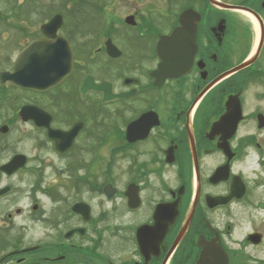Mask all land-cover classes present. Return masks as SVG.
I'll return each instance as SVG.
<instances>
[{"label":"flooded vegetation","instance_id":"obj_1","mask_svg":"<svg viewBox=\"0 0 264 264\" xmlns=\"http://www.w3.org/2000/svg\"><path fill=\"white\" fill-rule=\"evenodd\" d=\"M55 1L0 0L6 54L55 41L43 28L60 14L74 56L51 91L0 86L1 98L16 91L7 107L18 103L36 145L0 163L28 156L3 176L33 174V195L53 204L33 198L27 236L8 209L18 186L0 184V264H264V0H63L57 12ZM175 31L178 77L160 79L158 46ZM41 154L63 161L65 195L43 186Z\"/></svg>","mask_w":264,"mask_h":264},{"label":"rangeland","instance_id":"obj_2","mask_svg":"<svg viewBox=\"0 0 264 264\" xmlns=\"http://www.w3.org/2000/svg\"><path fill=\"white\" fill-rule=\"evenodd\" d=\"M55 2H56L55 12H57V10H63V5H64L63 0H58ZM88 11L90 12V10ZM2 26L3 25L0 22V39L5 36L3 35V33L6 34V31L4 30V28H2ZM7 38H8V34H7ZM18 47L19 46H17V48H15L13 51H9L6 54L7 51L0 44V52L1 50H3V52L0 55V71L11 69L14 59L19 56L20 50ZM100 76L108 77V79H110L112 78L111 77L112 73L109 72L108 74H106V73L101 72ZM258 89L260 88H258L257 86H254V88L250 89L251 91L249 95L247 96L248 101L256 100V94L258 93ZM15 96H16V91L14 90V91H10L8 95H6L5 98L0 97V102H3V103H0V127L3 125H7L8 123H13V124L8 125L11 128V134H9L8 136L0 135V144L3 142V144L6 143L9 145L8 151H5V149L0 151V163L6 162L12 153L25 152V154H28L29 156H34L36 154V150H35L36 145L34 141L35 138H34L32 128L30 127L31 125H27V124L21 125L22 123H19V121L18 122L16 121V116L14 115V113H16L18 109L17 108L18 103H16V105H14L13 107H9V108L7 107L11 101L15 100ZM22 97H23L22 98L23 104L25 102H28L27 99L28 100L32 99L30 98L31 96L28 97V95H25ZM41 155L44 157L43 159L48 161L49 166L52 167L51 169L50 168L48 169L49 172H45V175H44L45 182L43 183V186L46 187V185L51 184L53 181H55V185L58 183V186L60 187L59 191L61 192V194L65 195L64 185L66 184L68 175L65 173L64 170H62L65 167L63 161L57 160L55 156H53L52 154H41ZM248 177H249V180L253 179V175H251L250 173ZM2 181H3L2 182L3 185L12 183L15 186H18V189H16L17 197L15 200L11 199L10 204L8 203V207H9L8 209H9V213L14 216L15 227L17 226V227L27 230V232L25 231V233L28 236L29 228H31L29 224V217H30V212L32 211L31 206H32L33 198L35 197L39 201L41 208H43L45 212L49 210V208H52L53 204L49 203L48 199L45 196H43L40 192L37 193L36 195H33L32 186L34 184V176L29 172L27 173L25 172L24 175H22L19 178H16V177L5 178L4 177ZM106 203H107L106 204L107 208H110L112 206L110 202H106ZM55 205H57V203H55ZM62 206H64V203ZM17 208L22 210L21 216H17V214L15 213V209ZM7 214H8V211L5 212L6 217H7ZM127 218H128L127 216H121L119 220L117 221L119 226H124L125 224H127L128 223ZM110 219H112L111 216H110ZM113 220L115 221V218H113ZM2 222H8V218L0 219V224ZM109 224L113 225L112 220H110ZM11 236L12 234L7 235L8 238ZM31 242H32L31 239L28 238L27 243L30 244ZM120 248L123 253H126L125 243L120 244Z\"/></svg>","mask_w":264,"mask_h":264},{"label":"water","instance_id":"obj_3","mask_svg":"<svg viewBox=\"0 0 264 264\" xmlns=\"http://www.w3.org/2000/svg\"><path fill=\"white\" fill-rule=\"evenodd\" d=\"M62 25V18L58 17L44 30H48L49 38L56 36ZM179 33L175 32L170 38L166 39L159 48V54L163 58V64L160 66L161 72L158 78L166 79L178 77L175 65V59L180 44L177 43ZM73 71V55L66 41L59 39L57 41H37L27 47L16 61L13 72H0V86L6 84L28 90L47 91L62 84ZM36 110L33 108H24L21 111L25 121L33 118ZM41 119L38 120L39 126H44L42 113L38 112ZM42 116H41V115ZM3 133L9 131L8 127L1 129ZM55 140L63 146L64 136L58 132H53ZM25 160L21 157L15 158L9 165L3 167L8 174H13Z\"/></svg>","mask_w":264,"mask_h":264}]
</instances>
